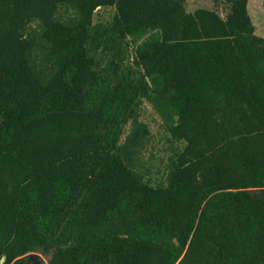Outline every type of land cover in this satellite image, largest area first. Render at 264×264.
<instances>
[{
	"label": "trees",
	"instance_id": "obj_1",
	"mask_svg": "<svg viewBox=\"0 0 264 264\" xmlns=\"http://www.w3.org/2000/svg\"><path fill=\"white\" fill-rule=\"evenodd\" d=\"M33 252L264 264V36L249 0H0V260Z\"/></svg>",
	"mask_w": 264,
	"mask_h": 264
},
{
	"label": "rangeland",
	"instance_id": "obj_2",
	"mask_svg": "<svg viewBox=\"0 0 264 264\" xmlns=\"http://www.w3.org/2000/svg\"><path fill=\"white\" fill-rule=\"evenodd\" d=\"M215 0H187L188 8L195 9L198 7H205V8H212L214 6ZM251 14L253 16V21L256 26L257 33L264 36V0H252L251 2ZM105 16L109 15V12H104ZM143 116L146 121L150 123V127L155 134H158L161 130L160 127V116L158 113L153 109V107L146 103L144 105ZM48 260V258L45 256Z\"/></svg>",
	"mask_w": 264,
	"mask_h": 264
},
{
	"label": "water",
	"instance_id": "obj_3",
	"mask_svg": "<svg viewBox=\"0 0 264 264\" xmlns=\"http://www.w3.org/2000/svg\"><path fill=\"white\" fill-rule=\"evenodd\" d=\"M28 257L33 264H49L48 260L41 253L33 252L28 254ZM5 262H6V256H3L0 260V264H5Z\"/></svg>",
	"mask_w": 264,
	"mask_h": 264
},
{
	"label": "crops",
	"instance_id": "obj_4",
	"mask_svg": "<svg viewBox=\"0 0 264 264\" xmlns=\"http://www.w3.org/2000/svg\"><path fill=\"white\" fill-rule=\"evenodd\" d=\"M251 2H252V0H249V10L251 9ZM251 12V11H250ZM252 15V14H251ZM253 17V16H252ZM254 19V18H253Z\"/></svg>",
	"mask_w": 264,
	"mask_h": 264
}]
</instances>
